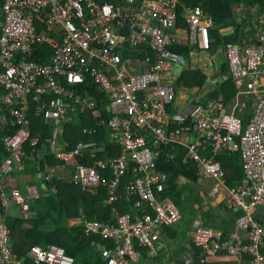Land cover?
I'll return each instance as SVG.
<instances>
[{"label":"built area","instance_id":"obj_1","mask_svg":"<svg viewBox=\"0 0 264 264\" xmlns=\"http://www.w3.org/2000/svg\"><path fill=\"white\" fill-rule=\"evenodd\" d=\"M212 27L203 8L180 0H0V135L9 153L0 167L3 207L13 201L28 218L30 201L39 197L33 184L23 191L14 174L25 169L26 145L39 144L31 135L34 116L54 129L48 144L67 172L63 181L102 187L111 202L122 197V180L134 177L125 191L136 197V215L84 224L88 236L112 243L98 244L106 264H137L141 249L156 257L162 229L184 219L165 195L169 176L158 169L162 160L197 166L198 183L179 178L180 185L189 182L193 188L184 197L194 202L226 194L227 208L240 213L236 226L243 238L223 237L194 219L191 241L206 260L223 253L264 264V31L261 45H230L225 51L230 77L240 86L233 107L225 108L178 87L189 65L180 48L209 52ZM259 27L264 28V15ZM242 98L254 100V115L246 121L237 116ZM89 118L95 127H84L83 133L97 140L106 129V143L120 150L117 158L93 167L82 161L88 152L99 154L96 143L70 151L64 139L67 124ZM208 150L210 156L202 157ZM233 152L240 154L242 178L231 187L215 158ZM98 154L91 157L97 160ZM10 240L0 220V264H22L11 254ZM29 255L35 264H77L57 244L34 245Z\"/></svg>","mask_w":264,"mask_h":264},{"label":"trees","instance_id":"obj_2","mask_svg":"<svg viewBox=\"0 0 264 264\" xmlns=\"http://www.w3.org/2000/svg\"><path fill=\"white\" fill-rule=\"evenodd\" d=\"M188 7H201L207 15L212 18L214 27L216 25L233 26L234 33L222 37L218 36L217 44H213L212 50L215 53L216 49L220 46V42L225 45H239L241 43L240 36L246 30V26L249 22V26H253L254 21L252 18L245 14L242 17L241 23H237V17L234 8L251 9L258 8L261 12H264V0H180ZM239 6V7H236ZM221 25V26H222ZM245 27V28H244ZM211 29V33H213ZM213 36V35H211ZM227 48V47H226ZM223 73H226L228 80L219 85V90L214 96L222 95L224 102L229 105L231 100L236 95L235 81L230 77L228 64L225 61L222 68ZM184 74V75H183ZM207 77L201 72H183L178 82V87L185 86L182 84L184 80L188 81V89L196 86V88L202 90L207 82ZM1 91V90H0ZM97 95H100L96 93ZM208 99L213 98V95H208ZM234 101V100H233ZM249 106V103H248ZM103 114H105L103 112ZM31 121V135L32 138H38L39 144L36 147L31 146L28 143L25 147L27 156L25 157V169L17 171L15 174L19 178V184L24 191V185L20 183V175L25 173H32L35 178L36 174H39L41 179L47 183L48 191L52 192L53 197L50 198V194H40V197L30 201V208L32 210L31 215L26 219L21 214V207L15 202L11 201V206L14 212H9L8 207L5 208L2 205L0 199V216L10 231V250L16 258L22 261V264H35L30 257L29 252L32 246L39 245L46 247L51 244H57L63 248H66L70 253L77 255V264H106L103 260L100 250L95 247V244L101 242L112 247V243L106 242L97 235L88 236L85 229L79 225V221L83 218L85 220H99L103 223H115L116 215L114 210L119 215L125 213H131L134 211L133 205L136 197L128 196L125 188L133 175H127L123 180L120 188L122 199H118L113 204H108L106 199L109 197L106 189L99 187H86L82 184H75L69 180L63 181L62 176L67 173L64 172L63 164L58 161L56 154H53L49 149L50 144L48 140L54 135V129L51 126L45 124L42 118L32 116ZM96 122L93 118L88 120H76L65 126L64 139L69 143L68 150H74L79 145L95 142L99 146H102V153L98 154L97 160H94L90 152L88 157L82 161V164L87 167L95 166V162L98 160L107 161L109 159L117 158L120 155V150L114 148L112 145L106 143V138L109 136L106 129L101 130V135L96 141L84 138V127H95ZM3 134L0 135V167L9 158V153L5 150L2 140ZM95 152V151H94ZM93 152V153H94ZM226 172V179L231 187H234L242 178V166L240 154L236 153H223L215 158ZM50 167V170L47 169ZM72 169V168H71ZM158 169L168 174V187L165 195L172 198V200L181 209L184 219H192L193 216L198 213L203 217L204 225L208 226L205 216L206 213L199 208L193 209V201H190V197H184L185 190L192 191L193 188L189 182L180 185L179 178L185 177L188 180L198 183L200 180V174L197 166L194 163L183 165L178 162L166 163L162 160L158 164ZM55 172V175L53 174ZM46 176L48 179L46 180ZM38 180V179H37ZM27 184H31L29 181ZM34 184V183H32ZM193 194V192H192ZM1 198V189H0ZM10 203L8 205H10ZM7 205V206H8ZM16 211H19L17 213ZM231 211V210H230ZM236 216L240 213L231 211ZM264 212V211H263ZM262 212V224L264 226V213ZM136 215V211L133 212ZM192 217V218H191ZM236 219V218H235ZM74 221L72 225L71 222ZM180 222L177 226H180ZM210 226V225H209ZM167 240L162 239V243L158 246V255L155 258H150L146 250L141 249V262L138 264H169V261H176L174 264H241L238 261L230 262H202L201 249L197 248L192 242L190 243L191 249L185 244L184 248L179 249V253L176 250L180 247L176 245L179 239L178 227H167ZM244 235V233L242 234ZM182 237H185L183 232ZM165 250L170 252L172 260L165 261ZM182 255V256H179ZM191 258L192 261L187 262V259ZM143 260H147V263H142Z\"/></svg>","mask_w":264,"mask_h":264},{"label":"crops","instance_id":"obj_3","mask_svg":"<svg viewBox=\"0 0 264 264\" xmlns=\"http://www.w3.org/2000/svg\"><path fill=\"white\" fill-rule=\"evenodd\" d=\"M237 10H238L237 23H241L242 17H245V14H248V17L252 16V21H254L253 26H250L251 29L247 28V26H246V30L244 31V34L243 33L241 34V36L239 38V39H241L240 44L252 43V44L258 45V43H260V45H261V42L259 41V35L261 34L262 31H264V28L259 27V22H260L261 17L264 15V12L259 13L261 11L256 7L251 8V9L248 8L245 10H242V8L239 7ZM181 21H182V18H181ZM221 25L222 24L216 25L215 27L211 28L214 31H213V33H211V35H213V36H212V43H211V48H210L209 52H205L204 50H202L200 48H196V47H182V48H180V51L189 58V65H188L186 71H184V72L189 73V71L192 72V69H194V70L200 71L202 74H204L206 76H207V74L209 76L211 75V79H210L211 81H208L209 79H207V82L205 85V87L207 86L210 89H204L205 88L204 87L202 90H200V89L196 88V86L192 87V89H188L187 87H189V84H188L187 80H184L182 82V84L185 85V86H183V88H185L188 96L199 94V97H200L202 95H206V98H203L202 103H204V102L207 103L208 101H205V100H207L208 99L207 96L211 94V95H213V98H210V99H213L216 101L219 100L225 108H232L234 101L236 99L238 90H240L239 85L235 84L236 95L231 100V103H229V105H227L224 102V98L222 95H218L217 98H214V96H216V94L219 90V88H218L219 85L222 84L224 81L228 80L227 75H225L226 73H223V71H222L223 63L226 61L225 50H226V47H228V45H225L224 43L220 42L218 44L220 46L216 49L215 53H213L212 46H213V44H215V45L217 44V42H218L217 38L220 34L222 35V37H225V36H229V35L234 33V27L233 26L230 25V26L225 27L224 25H222V26ZM211 29H210V31H211ZM212 55H214V56H212ZM207 57H210V59H207ZM202 59H204V62ZM214 75H216L217 77L213 79L212 76H214ZM179 81H180V78H179L178 82ZM213 84L215 86L212 87ZM240 103L243 104L242 105L243 110L239 111L237 114H238V116H240L241 119L246 121L249 118H251V116L254 112V109H255L254 100L252 98H250V99L249 98H247V99L242 98L240 100ZM248 103H249V106H248ZM94 153L96 155L98 154L97 152H94ZM91 155H93V153ZM29 181H31V184H32L34 182H37L38 180H37V178H35L33 176L32 173H25V174L20 175V183L22 185L27 184ZM205 183H207V182H205ZM42 188H43V190H45L44 193H46L48 191V187L46 185H44ZM8 189H10V188H8ZM11 203L9 206H11ZM205 203L206 204H204L203 211L206 213L205 219H206V222L208 224V227L213 228L215 231L222 234L223 237H229V236H232L235 234H239V236H241V237L243 236L242 235L243 232L238 228V226H236V219H235L236 215L233 214L226 206V194H223L218 199H214V200H211L210 202H205ZM195 209L198 210L199 208L197 207ZM11 211L14 212L12 207L9 208V212H11ZM196 218H198V219L201 218V220L204 223L203 217H201L200 214L196 213V215L193 216L192 219H190V218L182 219V221H181L182 224L180 226H175V227H178V229H179L180 236H179L178 242L181 243L180 247L176 250V253L179 251L180 248H184L183 244H185L188 247L189 244L192 242L191 238H192V233H193V221ZM72 224H74V221L72 222ZM183 232H185L184 238L182 237ZM166 233H167V230L162 229L161 239L167 240L166 239L167 238ZM165 234H166V236H165ZM165 253H166L165 261H169V260L173 259L170 257V252L165 250ZM179 256H182V255H179ZM230 261H238L241 264H248L247 260L245 259V256L237 255L235 257H230V256L224 255V254L219 255V256H215V257L211 256L209 258V261H207V262L212 263V262H230ZM147 262H148L147 260L142 261V263H147ZM175 263H176V261H175Z\"/></svg>","mask_w":264,"mask_h":264},{"label":"rangeland","instance_id":"obj_4","mask_svg":"<svg viewBox=\"0 0 264 264\" xmlns=\"http://www.w3.org/2000/svg\"><path fill=\"white\" fill-rule=\"evenodd\" d=\"M236 7H239V6H236ZM238 8H234L233 9V12H235V16L237 17V19H238V10H237ZM250 18H252V16L250 17ZM213 21V20H212ZM213 27H214V25H213ZM247 28H249V29H251V27L249 26V22H248V24H247ZM230 45H228V47H229ZM227 47V48H228ZM227 48H226V50H227ZM225 50V51H226ZM212 56H214V55H212ZM207 59H210V57H207ZM225 59V58H224ZM203 60V62H204V59H202ZM198 62V61H197ZM220 67V66H219ZM186 71V70H185ZM189 72H191V71H189ZM192 72H200V71H198V70H194V69H192ZM206 76V75H205ZM209 80L208 81H211L210 79H211V75L209 76L208 74H207V76H206ZM213 77V79L214 78H216L217 76L216 75H214V76H212ZM219 77V76H218ZM213 86H215L214 84L212 85V87ZM205 87V86H204ZM204 89H210V88H208L207 86L204 88ZM190 97V96H189ZM208 100H211V99H208ZM241 110H243V107H242V104L240 105V108L238 109V111H237V113L239 112V111H241ZM253 115H254V112H253V114H252V116H251V118L253 117ZM237 116H238V114H237ZM239 118H240V116H238ZM83 136H84V138H89V139H92V140H94V141H96V139L93 137V136H88V135H85L84 133H83ZM93 143H95V142H93ZM96 149H103V147L102 146H99L98 145V147L97 148H95V150ZM210 154H211V150H208L206 153H202L201 154V156L202 157H204V158H207V157H209L210 156ZM14 174H17V173H14ZM53 174L55 175V172H53ZM36 176H37V179H38V181L37 182H34V185L37 187V189H38V191H39V195L40 194H44V191L45 190H43V186L44 185H46L47 186V183H46V181L44 180V178L43 179H41V177H40V175L39 174H36ZM205 185H206V188H207V190H209L210 189V183H205ZM95 188H97V187H95ZM8 191H6V194H7V196H10L11 195V192H10V189H7ZM194 193L195 194H199V190H196V191H194ZM46 194H50L49 196H50V198L51 197H53L54 196V194L52 193V192H50V193H46ZM45 195V194H44ZM228 198V196H226V199ZM118 199H122V197H118ZM118 199H116V200H113V201H111V202H109V198H107L106 199V202L108 203V204H113L114 202H116ZM211 201V199H208V200H202V199H198V200H195L194 202H193V205H192V208L193 209H195L196 207H198V208H201L202 210H203V208H204V204H206L205 202H210ZM114 205V204H113ZM8 208V211H9V208H10V206L8 205L7 206ZM17 213H19V211H16ZM21 214H23L24 216H25V214L22 212V210H21V212H20ZM31 213H32V210H31V212L28 214V215H31ZM130 213V212H129ZM114 214L115 215H117L118 214V212L117 211H115L114 210ZM126 214V213H125ZM25 218H26V216H25ZM27 219V218H26ZM0 220H1V216H0ZM81 221L82 222H84L85 221V219L83 218L82 220H80L79 221V225L81 226ZM71 224H72V222H71ZM73 225V224H72ZM166 234H168V233H166ZM166 234H165V236H166ZM236 238L239 236V234H235L234 235ZM179 242H177L176 243V245L177 246H179ZM22 262V261H21Z\"/></svg>","mask_w":264,"mask_h":264},{"label":"clouds","instance_id":"obj_5","mask_svg":"<svg viewBox=\"0 0 264 264\" xmlns=\"http://www.w3.org/2000/svg\"><path fill=\"white\" fill-rule=\"evenodd\" d=\"M211 100H213V99H211ZM245 121V120H244ZM97 148V147H96ZM96 150H98L99 151V153H102L101 152V149H96ZM95 152H97V151H95ZM34 185V184H33ZM39 197H40V195H39ZM39 197H37V198H39ZM37 198H35V199H37ZM34 200V199H33ZM119 215V214H118ZM87 220H85L83 223H82V227L84 228V224H85V222H86ZM88 221H93V220H88ZM241 237V236H240ZM244 237V235L241 237V238H243ZM99 243H101V242H98V244ZM162 243V239H160V243H158L157 245H156V247H157V252H158V246L160 245ZM98 244H95V247L98 249V250H100L99 249V246H98ZM188 248L189 249H191V247H190V244H189V246H188ZM100 252H101V250H100ZM201 254H202V259H201V261L202 262H207L206 261V257H205V255L203 254V252H201ZM223 253H221V254H219V255H222ZM157 255H158V253H157ZM218 254L216 255V256H219ZM224 255H226V254H224ZM149 256V255H148ZM150 257V256H149ZM157 257V256H156ZM150 258H155V257H150ZM142 260V259H141ZM141 260L139 261V262H141ZM190 261H192L191 260V258H189V259H187V262H190ZM138 262V263H139ZM175 262V261H174ZM174 262L173 261H169V264H174ZM137 263V264H138ZM247 263H248V261H247Z\"/></svg>","mask_w":264,"mask_h":264},{"label":"water","instance_id":"obj_6","mask_svg":"<svg viewBox=\"0 0 264 264\" xmlns=\"http://www.w3.org/2000/svg\"><path fill=\"white\" fill-rule=\"evenodd\" d=\"M258 45H260V43H258ZM95 189H97V188H95ZM70 255L73 256V257H77V255L74 254V253H70Z\"/></svg>","mask_w":264,"mask_h":264},{"label":"bare ground","instance_id":"obj_7","mask_svg":"<svg viewBox=\"0 0 264 264\" xmlns=\"http://www.w3.org/2000/svg\"><path fill=\"white\" fill-rule=\"evenodd\" d=\"M179 224V223H178Z\"/></svg>","mask_w":264,"mask_h":264}]
</instances>
